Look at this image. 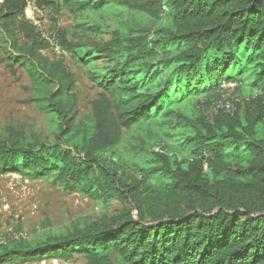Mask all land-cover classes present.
<instances>
[{
    "label": "trees",
    "instance_id": "obj_1",
    "mask_svg": "<svg viewBox=\"0 0 264 264\" xmlns=\"http://www.w3.org/2000/svg\"><path fill=\"white\" fill-rule=\"evenodd\" d=\"M27 5L1 1L0 37L6 67L28 76L53 138L7 123L0 173L123 208L8 237L0 262L79 254L86 264H264V0H35L50 12L46 37ZM111 7L135 15L113 16L108 28L95 17ZM62 12L72 29L58 26ZM49 38L99 89L88 113L64 58L44 53ZM224 98L231 108L215 110ZM131 129L134 141L118 151Z\"/></svg>",
    "mask_w": 264,
    "mask_h": 264
},
{
    "label": "rangeland",
    "instance_id": "obj_2",
    "mask_svg": "<svg viewBox=\"0 0 264 264\" xmlns=\"http://www.w3.org/2000/svg\"><path fill=\"white\" fill-rule=\"evenodd\" d=\"M28 1L30 6H35V0ZM27 8L25 16L27 13L31 15ZM101 14L103 17L96 16L95 20L108 28L113 27L112 18L114 17L124 20L135 15L122 8L115 9L114 7ZM33 15L36 29L46 37L49 34L50 12L47 9L38 8V11ZM141 20L147 21L144 17ZM58 26L72 29L74 23L67 13L62 12L58 19ZM107 37L108 35L103 36L104 39ZM44 53L50 57L64 58L66 65L76 76L75 92L78 97L80 113H88L90 102L96 97L99 89L88 78L85 67L77 64L68 53H56L52 49L44 51ZM5 55L0 37V128L10 122L23 127L29 133H39L53 138L51 117L38 110L35 104L29 101L32 90L28 76L22 68L16 65L13 66L15 71L12 73L6 67ZM101 65L102 61L99 60L95 65L96 69H99ZM226 84L234 87L232 82ZM244 94L246 93L242 91L240 95ZM227 97L229 99V95ZM137 133L136 129L125 132L123 140L118 145V151L124 152L125 148L130 147L129 145L134 141V136ZM154 150L157 148L155 147ZM122 208L123 202L116 198L108 204L101 205L86 195L65 192L49 180H32L18 176L17 173H0V235L5 238L12 233H22L25 238H32L44 232L62 230L72 222L89 223L118 212ZM54 260L58 261V264L62 262L86 264V260L79 254L69 260L54 259V257L43 258L45 264H51Z\"/></svg>",
    "mask_w": 264,
    "mask_h": 264
},
{
    "label": "built area",
    "instance_id": "obj_3",
    "mask_svg": "<svg viewBox=\"0 0 264 264\" xmlns=\"http://www.w3.org/2000/svg\"><path fill=\"white\" fill-rule=\"evenodd\" d=\"M27 9L30 10L31 12V15H26L27 19L30 20L34 25H36V21H35V18H34V15L33 13H35L36 11H38V8L36 6H30L29 4V1H28V5H27ZM50 41V44H51V48L52 50H54L56 53H62V49L60 48V46L54 42L52 39H48ZM224 87H228L229 85L228 84H223ZM230 87V86H229ZM217 108H225L226 110H229L231 108V104L229 102H227L224 99H220L216 104H215V110H217ZM19 176V175H18ZM9 237L11 239H18V238H25L24 235H22V233H12L11 235H9ZM8 241V237L5 238V237H2L0 235V245L2 244H5L6 242ZM55 259V258H54ZM58 261H53V263L51 264H58L57 263ZM0 264H45V262L43 261V259L40 261H25V262H16V261H2L0 262ZM60 264H66L65 262H62Z\"/></svg>",
    "mask_w": 264,
    "mask_h": 264
}]
</instances>
